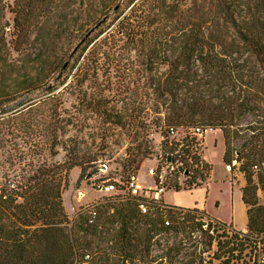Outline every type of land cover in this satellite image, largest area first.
Listing matches in <instances>:
<instances>
[{
	"label": "trees",
	"instance_id": "obj_1",
	"mask_svg": "<svg viewBox=\"0 0 264 264\" xmlns=\"http://www.w3.org/2000/svg\"><path fill=\"white\" fill-rule=\"evenodd\" d=\"M113 35L142 53L151 71L157 65L167 67L150 82L153 101L167 104L165 111L157 112L163 114L159 120L165 123L161 136L169 140L172 149L165 160L172 159L179 146L170 136V128L178 131V139L184 145L181 160L192 158L195 164L203 159L192 155L191 141L184 130L198 126L223 130V163L231 171L234 162L240 163L239 170L246 180L243 202L248 207V234H263L264 204L260 203L258 192H264V169L257 172L255 167L264 163V0H0V103H6L5 108L14 104L16 87H37L40 83V87L53 92L64 86L70 76V63L64 69L70 56L75 52L72 59H79L89 48L93 53L106 54L103 45ZM200 70L203 75L198 74ZM222 84L232 91L225 99L226 106L214 107L201 96H189L199 86L211 90ZM99 103L106 117L119 119L117 124L126 128L122 124L123 111L114 114L105 103ZM248 116L261 119L262 125L259 129L250 128L249 132H258L236 150L230 131ZM58 131L53 130L52 150L60 144ZM135 142L136 157L150 154L149 139L137 137ZM92 161L97 160L84 161V157L67 150L62 164L43 163L24 182L1 183L0 239L13 238L9 232L17 231L18 241L29 249L33 264L84 263L86 253L67 234L63 193L69 188L71 170ZM202 163V168L195 169L194 177L182 183L178 181L179 173L169 175L167 189L191 191L200 187L197 179L204 182L211 171L208 164ZM116 198L122 221L149 225L152 233H179L187 223L193 225V233L198 229L217 233L222 228L218 226L221 222L210 218L218 224L209 223L206 227L197 221L193 211L166 206L162 199L161 207L142 214L136 199L125 195ZM164 218L170 220L168 228L162 226ZM98 220L97 214L93 225L87 219L85 223L97 227ZM212 241L216 242L217 251H225L224 264L243 260L245 243L235 236L223 242L211 237L210 245Z\"/></svg>",
	"mask_w": 264,
	"mask_h": 264
},
{
	"label": "rangeland",
	"instance_id": "obj_2",
	"mask_svg": "<svg viewBox=\"0 0 264 264\" xmlns=\"http://www.w3.org/2000/svg\"><path fill=\"white\" fill-rule=\"evenodd\" d=\"M7 1L12 3V0ZM103 46L106 54L93 53L89 48L83 57L72 59L67 83L55 91L40 87V83L37 87H16L15 103L6 108V103H0V184L24 182V178L28 179L31 171L43 163L62 164L67 150L84 157V161L96 159V162L71 170L69 188L63 193L68 217L67 234L76 241L82 253H86L82 264H224L225 251H217L215 241L210 245L211 237L225 241L223 234H211L205 229L193 233L191 223L179 233H152L149 225L122 221L116 196H104L93 189L95 181L124 184L132 176H137L144 188H157L152 171H161L166 178L177 173L175 160H165L166 153L172 149L169 140L161 136L165 123L159 120L163 114L157 113L165 111L167 104L162 100L153 101L155 97L150 87L152 77L164 73L167 67L157 65L151 71L145 56L117 35L111 36ZM34 53H37L36 49ZM35 74L32 70L31 75ZM198 74L203 75L201 70ZM54 84L55 80L51 86ZM190 95L201 96L214 107H223L228 104L225 99L232 91L223 84L215 85L211 90L199 86ZM99 102L105 103L114 114L123 111L122 124H126V128L117 124L119 119L106 117ZM260 120L248 116L231 129L236 150L244 140L258 132H249V129H259ZM54 128L59 129L60 144L52 150ZM213 129L215 132L204 138L205 150L201 154L204 163L211 167L209 176L204 182L198 178L196 183L201 186L192 193L167 189L161 199L169 207L201 212L204 205L197 207L195 204L204 202L207 191L204 188L208 187L213 171L208 205L210 207L212 199L218 197L222 204L219 215L228 220L231 209L227 193L219 191L223 182L221 177L230 172L232 181L239 185L245 181V176L239 170L240 163L234 162L232 171L223 163L224 131ZM185 131L189 133L191 128ZM137 137L151 141V152L146 157L135 156ZM136 161L139 165L134 163ZM179 174L178 181L182 182L185 175ZM258 197L264 204L263 191L258 192ZM88 207H94L98 212L97 227L85 223ZM9 234L13 238L0 239V264H33L32 256L27 252L29 249L18 241L19 233ZM87 245L90 248H86ZM230 264L243 263L233 259Z\"/></svg>",
	"mask_w": 264,
	"mask_h": 264
},
{
	"label": "built area",
	"instance_id": "obj_3",
	"mask_svg": "<svg viewBox=\"0 0 264 264\" xmlns=\"http://www.w3.org/2000/svg\"><path fill=\"white\" fill-rule=\"evenodd\" d=\"M215 130L211 127H202L198 126L193 128L187 135L188 140L191 141L192 149L191 153L194 156H200L205 150L203 148L204 138L208 135V133H214ZM169 134L173 139H176V142L179 144L177 150L172 155V159L175 160V166L177 167V173H182L185 180H190L194 177L195 169L202 168L203 161L200 160L198 164H195L192 158H189L186 162L182 161L180 158V153L182 152V147L184 146L182 141L178 139V131L174 128L169 129ZM202 158V157H201ZM190 169L187 170L185 168ZM231 170V167H228ZM181 169H185L182 172ZM264 169V163L259 167H255V171H260ZM156 171H152L153 176H156ZM163 172L158 173L159 184L157 188H144L137 179V176H132L128 179V181L124 184L118 181L111 180H98L93 183V189L102 193L104 196H117V195H125L130 198L136 199L138 204V209L142 214H148L150 209L153 207H161V195L167 190L166 186V177H164ZM181 175V176H182ZM180 183H182L180 181ZM87 213V223L89 225H93L95 223L97 217V210L94 207H88L85 211ZM193 215H196L197 221H202L208 227L209 223H215V221L210 220L205 217L200 212H194ZM164 228H168L170 226V220L164 218V222L162 225ZM218 226L222 227L221 230H218L217 233H221L225 235L226 239H230L235 236L236 240L242 241L245 243L246 250L243 254V260L241 261L243 264L246 262L247 264H264V233L261 235H249L248 232H240L235 230L233 227L227 224H218ZM211 234L215 233L214 230H211ZM249 235V236H247Z\"/></svg>",
	"mask_w": 264,
	"mask_h": 264
},
{
	"label": "crops",
	"instance_id": "obj_4",
	"mask_svg": "<svg viewBox=\"0 0 264 264\" xmlns=\"http://www.w3.org/2000/svg\"><path fill=\"white\" fill-rule=\"evenodd\" d=\"M211 177L208 179L209 182L207 181L208 187L204 188V190L207 189L204 202L201 205L199 203H196L195 205L197 207H201L202 205H204V207L200 209V211L205 217L219 221L223 224L230 225L237 231L248 232V207L243 202V188L246 186V180L241 181L240 184L237 185L235 182L232 181V174L230 172H226L224 176L221 177L223 182L219 187V191L222 193L221 190H223L227 193L229 197V207L231 209V214L228 216V220H226L225 218L219 215V210L222 204L221 200L218 197L212 199L210 207L208 205V202L210 201L209 189H212V183H210ZM198 189L199 188L192 189L191 193Z\"/></svg>",
	"mask_w": 264,
	"mask_h": 264
},
{
	"label": "water",
	"instance_id": "obj_5",
	"mask_svg": "<svg viewBox=\"0 0 264 264\" xmlns=\"http://www.w3.org/2000/svg\"><path fill=\"white\" fill-rule=\"evenodd\" d=\"M74 53H75V52H74ZM74 53H73V54L70 56V58L68 59L66 65H65V67H64V69L66 68V66H68V64H69L70 61L72 60ZM64 69H63V70H64ZM169 161H172V159H170Z\"/></svg>",
	"mask_w": 264,
	"mask_h": 264
}]
</instances>
